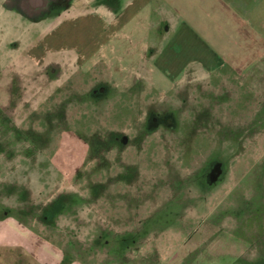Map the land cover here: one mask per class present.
<instances>
[{
    "label": "rangeland",
    "instance_id": "374dc122",
    "mask_svg": "<svg viewBox=\"0 0 264 264\" xmlns=\"http://www.w3.org/2000/svg\"><path fill=\"white\" fill-rule=\"evenodd\" d=\"M224 2L264 52V0ZM46 3L44 18L0 15V243L42 264H264V55L252 75L203 71L166 91L138 81L139 36L121 37L116 67L42 49L66 1Z\"/></svg>",
    "mask_w": 264,
    "mask_h": 264
},
{
    "label": "crops",
    "instance_id": "0c3cea01",
    "mask_svg": "<svg viewBox=\"0 0 264 264\" xmlns=\"http://www.w3.org/2000/svg\"><path fill=\"white\" fill-rule=\"evenodd\" d=\"M65 1L66 5L57 13L63 16L60 21L50 28L44 26L46 43L42 49L49 43L55 46V51L60 53V56L66 53L75 64H85L90 68L95 65L106 66L108 63L107 66L116 67L123 61L119 46L123 45L125 40L121 37L139 36L145 46L140 49L138 57L132 55L133 60L139 69L138 74L143 73V69L145 71L149 69L150 72L138 75V81L151 85H165L166 91L179 81L183 83L185 80L188 86L189 80L195 82L203 79L205 73L203 71L228 69L234 75L238 73L252 75L251 72L255 68L254 60L262 59L264 55L262 49L254 47L257 36L255 30L246 36L239 28L243 21L229 6L231 1L226 3L225 0H70L67 3V0H59V3ZM25 4L41 17L47 14L44 11L47 8L46 0H0V15L10 18L8 10L10 12L23 10ZM35 6L42 8L32 9ZM67 15L72 18L67 19ZM214 26L218 27L215 29ZM225 26H229L231 31L228 32L227 28L224 32ZM39 27L42 30L43 25L40 23ZM161 37H170L173 42L163 48H156V42ZM210 38L226 43L223 46L219 45L220 51H216L217 54L207 45ZM259 40V43L264 42L262 37ZM249 43L252 44L250 45L252 49H248ZM154 68H160L161 73L154 72ZM109 70L108 80L117 82V71L115 73L114 69ZM222 79L224 78L220 77L219 81H223ZM32 235L36 240L39 239L33 233ZM25 246L23 242L0 243V264H42L38 260L39 254L35 256ZM144 254H141L143 257L139 259V264H161L175 258L167 254H160V257L158 255L145 257ZM92 259L94 258L91 255L89 264H97ZM110 262L123 264L122 260L116 262L114 256L107 254L103 264ZM59 263V259L54 262ZM72 264L82 263L74 260ZM125 264L130 263L128 261Z\"/></svg>",
    "mask_w": 264,
    "mask_h": 264
}]
</instances>
